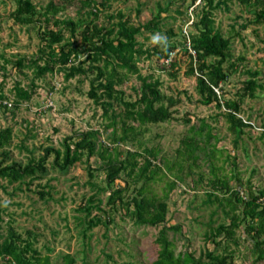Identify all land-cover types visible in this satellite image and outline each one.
<instances>
[{
	"label": "rangeland",
	"instance_id": "374dc122",
	"mask_svg": "<svg viewBox=\"0 0 264 264\" xmlns=\"http://www.w3.org/2000/svg\"><path fill=\"white\" fill-rule=\"evenodd\" d=\"M49 1L60 7L53 17L46 21L43 15H35L32 22L22 23L13 18L17 0H0V102L4 105L0 104V129L10 128L4 164H26L42 155L47 146L62 150L67 137H73L68 140L72 142L79 133L95 130L111 156H115L114 150L120 152V159L126 157V150L139 152L138 166L130 176L128 169L119 173L111 187L125 189L122 203L113 205L107 203L109 188L103 168L107 158L98 153L88 158L83 152L79 161L64 169L53 164L51 154L45 160V172L31 181L25 177L21 182H9L0 176V236L13 232L23 240H31V248L41 255L48 254L51 264H61L66 253L74 257V264H152L160 249L156 242L160 229L177 225L178 229L165 232L174 254L187 251L203 263L214 262L207 255L212 251L225 256V264H264V256L256 260L257 253L244 233V224L235 227L232 236L214 235L217 226L229 223L231 213L223 199L226 193L217 191L222 203L208 196V180L213 177L210 163L216 174L226 178L242 196L247 197L250 191H264V23L254 22V12L264 7V1L244 4L240 0H224L211 10L213 28L229 40L223 66L236 65L221 83L219 95L225 100H237V116L250 124L238 134L230 128L223 107L200 101L196 75L187 73L189 55L182 35L190 30L191 15H200L199 0H108L96 16L91 15L93 23L103 27L114 26L117 17L110 16L117 11L134 25L154 19L158 26L135 35L138 74L116 83L111 98L101 96V100L111 104L106 115L101 103L89 96L90 80L97 76L89 66H101L102 60H86L83 68L87 72L68 76L67 66L76 65L86 52L76 57L72 52L69 63L61 67L57 61H49L51 48L42 38L45 30L58 27L63 29L64 40L82 44L84 23L78 20L87 18L90 6L81 0H31L40 12ZM54 18L75 22L73 35L70 25H55ZM64 40L54 44L55 53ZM172 44L175 47L169 57L161 55ZM18 60L23 65H17ZM47 61L54 64V69L38 74L37 65ZM249 78L258 84L253 96L243 90ZM144 80L157 82L165 105L169 98L173 101L168 106V120L139 125L125 117L126 109L131 107L124 102H134L139 97ZM22 91L27 92V99L21 97ZM124 118L134 130L127 131L124 141H117L115 138L123 134ZM200 120L209 125L218 140L212 147L215 139L206 140L207 127L194 135V143L203 148L195 151L198 157L194 159L186 152L185 143L193 135L189 127L198 126ZM146 150L155 155L152 157ZM148 156L150 168L156 171L150 179L139 176L138 171ZM171 182L174 185L169 187ZM142 186L144 195L166 202L164 223H137L132 216L133 206L126 209L125 203L137 196ZM260 200L264 202V196ZM241 209L242 206L236 213ZM261 239L264 240V232ZM0 264L8 263L0 258Z\"/></svg>",
	"mask_w": 264,
	"mask_h": 264
},
{
	"label": "trees",
	"instance_id": "16d2710c",
	"mask_svg": "<svg viewBox=\"0 0 264 264\" xmlns=\"http://www.w3.org/2000/svg\"><path fill=\"white\" fill-rule=\"evenodd\" d=\"M96 0H81L83 5L90 6L86 11L87 18L79 19L78 22H83L84 26L81 30L82 44H75L73 41L64 40L62 28H49L42 34V38L47 42V45L51 48L49 51V61H57L61 67L65 66L70 61V54L73 52L76 57L81 52H86L84 59L79 61L76 65L69 64L67 66L68 76L75 75L76 73H85L87 68H83V63L86 60L97 61L102 60V65H90L89 68L93 71L96 70L97 76L95 79L90 80L89 96L94 101L101 103L103 107L104 115L107 114V107H110V102L101 100V96L111 98L115 93V84L120 83L129 75L138 74V67L136 64L135 55L138 51L136 47L135 35L140 30L152 31L157 29V22L151 19L143 24L134 25L128 21L127 18H123V14L117 11L115 16L117 21L114 26L103 27L93 23L91 15L96 16L100 12V8L106 5L108 0H100L95 3ZM244 4L261 3L264 0H240ZM224 0H199L200 15L198 18L193 17V21L190 24V30L186 36L183 33L184 45H189L193 54L189 51L188 46L186 48L189 55V67L187 69L188 74H195L197 80V91L200 94V101L204 104L214 102L218 108L223 107L225 109L226 120L230 124V128L238 133H242L244 126L250 124L239 116H237L240 110V103L237 100L223 99L218 95L213 87L221 90V83L224 82L229 75V69H234L236 65L230 63L227 67L223 64L228 57L229 40L222 36L220 32L215 30L212 26L211 10L214 9L219 3ZM92 5V6H91ZM60 9L54 2L49 1L46 6L42 8L43 11H38L31 0H17V7L13 12V18L15 21L22 23H30L34 20L35 15H43L44 20H49ZM158 15V14H157ZM254 22L264 23V7H259L254 12ZM64 23L70 25L72 35L75 30V22L72 20H60L54 18L53 24ZM262 38L264 40V26L262 31ZM64 40L59 45L58 52L54 51V44H58L60 40ZM82 45V46H81ZM174 44L166 48L161 54L164 57L169 55V52L174 49ZM17 65L21 66L22 61L18 60ZM173 65V62H170ZM37 73L43 74L47 70H53L54 64L47 61L44 65H37ZM230 69V70H231ZM252 75L255 72H251ZM97 79H100L97 82ZM258 86L254 78H249L245 81L243 90L250 96H253L255 88ZM100 91V92H99ZM22 98L27 99L28 94L26 91H22ZM163 96L157 89V82L143 81L140 95L134 102H124L126 106H130V109H126L125 117L132 121L138 122L142 125L145 123H156L159 121H166L171 117V112L168 110V106L173 103L169 98L168 104H164ZM2 102H0L1 104ZM139 106L137 107V105ZM3 105V104H1ZM4 106V105H3ZM200 124L195 126L192 124L189 129L193 135L189 136L191 139L186 141V152L189 156L197 159L198 155L195 153L197 149H203L200 147L194 139V135L201 134L205 127L206 140L213 137L215 143L218 138L211 132V128L204 120H200ZM123 134L119 136L117 141H124L127 138V131H133L134 126L128 124L125 118L122 120ZM73 137L69 136L63 141V149L47 146L43 150V154L37 159L31 158L26 164H21L18 161H12L8 164H4V158L6 152L4 147L10 143V128L6 127L0 129V149L2 158L0 160V176L7 178L9 182L24 180L28 177L29 181L39 179L42 173L45 172V160L51 154L54 155L53 164L61 169H64L73 163L81 159L83 152L89 158L95 153H98L101 158H107L104 165L105 183L109 188V195L107 197V203L113 205L116 202L122 203L121 193L125 187L113 188L111 187L115 180L118 178L119 173L122 170L128 169L127 175H132L133 169L138 166L136 156L140 155L139 152H131L126 150V157L120 159L118 157V151L114 150L115 156H111V152L107 146L99 142L96 137L95 130H87L79 133L76 140L68 141ZM114 139V140H115ZM194 140V141H193ZM101 148V150H99ZM147 153L153 157L155 152L146 150ZM158 151V150H157ZM156 151V153H157ZM209 152V150H208ZM205 152L204 155H209ZM107 153V156H105ZM152 164L151 159L145 157L143 163L139 166V176L147 177L150 179L151 175L156 171L150 168ZM165 167L168 170L171 168L164 162ZM154 167L158 168L157 165ZM210 168L213 173V177L208 180L211 184V190L208 191V196H214L228 206L230 212V219L228 224H220L214 230V235L224 233V235L232 236L233 229L244 224L243 230L247 234L251 243L252 249L257 253L256 260H260L264 256V248L262 247L264 240L261 236L264 232V202L260 200L264 196V191L259 190L258 194L249 192L247 197L240 194V191L230 187L228 180L224 177H220L214 170L213 163H210ZM159 169V168H158ZM149 172L150 176H146ZM241 184V182H240ZM174 182H171L169 187H172ZM217 191H222L227 194L226 198H219ZM139 196V198H138ZM133 206L132 216L134 221L142 224H149L156 226L165 222V215L167 210V204L165 201L159 200L154 196H146L143 193V186L137 191V196L133 197L131 201L125 203V207L129 205ZM242 206L240 213L237 214L236 210ZM88 209V208H87ZM179 226H163L156 238V242L160 245L157 257L152 261V264H225L226 257L214 254L212 251L207 252V255L214 262H198L189 252L184 251L182 253H173V249L170 246L169 240L165 236L167 229H178ZM24 242V243H23ZM31 240H23L19 234L9 232L6 236H0V258L6 259L8 264H51L48 254L41 255L36 250L31 248ZM30 251V253H29ZM74 257L66 253L61 258V264H74Z\"/></svg>",
	"mask_w": 264,
	"mask_h": 264
},
{
	"label": "built area",
	"instance_id": "2783aa9c",
	"mask_svg": "<svg viewBox=\"0 0 264 264\" xmlns=\"http://www.w3.org/2000/svg\"><path fill=\"white\" fill-rule=\"evenodd\" d=\"M192 21H193V16L191 15V19H189V25L192 23ZM188 25V24H187ZM184 33L186 34V36H187V34H188V32H186V30L184 31ZM187 46H188V49H189V51L193 54V51L190 49V47H189V45L187 44ZM171 53V51L169 52V54ZM169 57V55L167 56V58ZM166 61H168V60H166ZM213 89L215 90V92L219 95L220 94V91L218 90V88H216V87H213Z\"/></svg>",
	"mask_w": 264,
	"mask_h": 264
}]
</instances>
